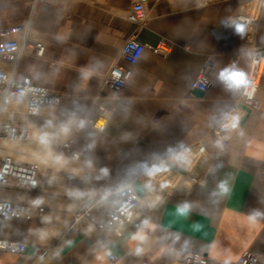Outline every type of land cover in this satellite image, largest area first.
Masks as SVG:
<instances>
[{
    "label": "crops",
    "instance_id": "crops-1",
    "mask_svg": "<svg viewBox=\"0 0 264 264\" xmlns=\"http://www.w3.org/2000/svg\"><path fill=\"white\" fill-rule=\"evenodd\" d=\"M252 1L147 0L151 19L138 30L124 17L131 0H39L33 27L46 41L44 55L25 56L18 74L62 98L53 115L31 120L68 128L70 139L60 148L106 183H131L142 195L141 179L158 165L192 179L178 157L207 138L245 86H230L221 73L233 69L247 80L252 50L264 46V0L248 43L242 28L228 25ZM31 3L0 0V25L23 20ZM135 34L143 44L164 38L173 47L167 57L147 49L135 65L119 60L132 78L118 93L103 76ZM205 67L208 89H192ZM102 109L108 117L99 130L89 121ZM229 137L211 158L197 160L194 171L202 180L183 196H167L162 207L142 200L136 216L146 221L142 229L100 238L76 230L50 247L36 238L39 222L0 217V239L28 242L24 253L0 254V264H185L181 253L203 254L208 264H237L248 250L264 255V86L259 107Z\"/></svg>",
    "mask_w": 264,
    "mask_h": 264
},
{
    "label": "built area",
    "instance_id": "built-area-1",
    "mask_svg": "<svg viewBox=\"0 0 264 264\" xmlns=\"http://www.w3.org/2000/svg\"><path fill=\"white\" fill-rule=\"evenodd\" d=\"M259 1L262 4V0ZM131 2L132 5L124 17L129 22L134 23L137 29L140 30L151 19L147 8V0H131ZM38 3L39 0H32L31 9L23 20L0 25V112L12 102H25L26 117L28 119H34L44 114V109L47 107L56 108L62 98V94L59 91L50 89L33 78L23 77L18 74L22 59L25 56L43 58L44 55L46 41L33 27ZM241 17L238 20H241ZM258 17L254 19V22ZM228 25L237 27L234 25L232 18L228 21ZM172 47L173 44L164 38L160 39L156 45H148L139 42L137 34L129 37L123 43L117 59L103 76L105 84L118 93L122 92L132 78V71L130 68L121 65L119 60H124L129 65H135L142 53L147 49L154 54L167 57ZM263 76L264 46L252 50L249 73L241 97L234 102L230 112L209 129L212 136L219 140L218 151L230 143L227 133L232 128L242 125L248 114L259 107V91L263 84ZM209 85L210 80L207 75V67H205L196 75L191 88L205 92ZM107 117V112L102 109L98 119L90 120L89 123L99 130H104ZM18 120L19 115L15 113L12 120L0 121V137L12 139L27 138L28 129L16 124ZM191 149L194 153V169L198 159L209 158L206 156L208 146L205 142L200 141L192 145ZM177 161L180 163L179 157ZM166 169L169 168L158 165L150 173ZM169 170L172 171L171 169ZM192 174V179H194L195 175L194 173ZM40 183L39 172L35 166L18 163L9 158L0 161V187L15 184L20 188L35 189ZM141 185L143 187L142 182ZM105 195L115 196L117 203L105 213L102 221L95 217L92 210L89 211V216L96 225L102 226L105 224L113 227L116 237L122 235L128 229L139 230L144 228L146 221L136 218L140 203L142 200L144 201V196L133 184H122L109 178ZM45 211L44 207L33 203L0 199V217L2 218L31 220L41 216ZM26 249V243L0 239V254L9 252L21 254ZM180 257L185 264H208V259L203 254L181 253ZM110 259L115 260L113 254L110 255ZM237 264H264V255L248 250L239 258Z\"/></svg>",
    "mask_w": 264,
    "mask_h": 264
},
{
    "label": "bare ground",
    "instance_id": "bare-ground-1",
    "mask_svg": "<svg viewBox=\"0 0 264 264\" xmlns=\"http://www.w3.org/2000/svg\"><path fill=\"white\" fill-rule=\"evenodd\" d=\"M260 8V1L256 0L251 8L246 11L240 9L232 17L234 25L242 28L245 32L244 45L248 43L254 34L255 27H257L254 24V19L259 16ZM240 16H242V19L238 20ZM263 86L264 76L259 93H261ZM55 109V107H47L44 109V114L47 113L51 116L55 113ZM15 113L19 115L16 124L26 127L28 136L24 139L0 137V161L9 158L18 163L35 166L39 172L40 187L47 185V181L41 180L42 177L56 175L58 178L56 177V179L54 176L51 178L55 182L53 181L54 185L49 190L20 188L15 184L0 187V199L12 202L21 200L33 204L48 205L49 209L46 207L47 210L41 216L26 221L40 223L36 238L40 243L50 247L56 246L74 231V220L79 223L81 231L94 237L100 238L103 235H112L113 237L116 235L113 227L105 224L98 226L89 216V211L92 210L95 216L102 221L116 198L115 196H106L105 190L103 192L104 183L91 178L87 172L90 170L99 171L88 164L80 162L76 157L69 158L59 151V148L70 139L71 131L54 123L36 122L28 119L26 117L25 102H12L9 104L7 108L0 112V121L12 120ZM239 128L240 125L232 128L227 133V137L230 139L229 136L237 132ZM205 140L203 142L208 146L206 156L211 158L218 151L219 140L212 136L210 130ZM193 155L194 153L190 147L179 156V160L187 171L194 173V179H187L182 173L172 172L169 169L146 174L155 179L153 182L142 180L146 178V175L141 179L142 184L144 183L142 195L145 200L148 201L151 198L162 207L167 196L157 190V185L168 186L169 191L172 192V194L169 192L171 195L183 196L192 183L200 182L202 180L201 176L193 169ZM106 184L108 185V181ZM59 203L62 205H59ZM139 213L137 216H140Z\"/></svg>",
    "mask_w": 264,
    "mask_h": 264
},
{
    "label": "rangeland",
    "instance_id": "rangeland-1",
    "mask_svg": "<svg viewBox=\"0 0 264 264\" xmlns=\"http://www.w3.org/2000/svg\"><path fill=\"white\" fill-rule=\"evenodd\" d=\"M253 2V1H252ZM256 2V0L253 2V3H255ZM253 3L251 4V5H248V6H246V7H244V8H242V9H249V8H251V6L253 5ZM51 110V109H50ZM48 111V110H47ZM35 119H39V118H35ZM199 141H201V140H199ZM206 142H207V140H205ZM59 151L62 153V154H64L65 156H67V157H69V158H72L73 156H70V155H68V154H65V151L62 149V148H59ZM1 159V158H0ZM88 172V175L91 177V178H94V179H96V180H98V181H101V182H103L104 183V189H103V192H104V190L106 189V187H107V184H106V180H107V178H105L101 173H99V172H96V171H93V170H90V171H87ZM160 172V171H159ZM158 172V173H159ZM157 173V174H158ZM53 176L54 175H48V176H44V177H42L41 178V180L42 181H47V185L46 186H37L36 188H38V190H49V189H51L52 187H53V183L55 182V180L54 179H51V178H53ZM70 176H73V175H70ZM48 177V178H47ZM58 178V176H54V178ZM56 178V179H57ZM154 177H149V175H146V178H144V179H142V180H145V181H149V182H153L154 181ZM54 181V182H53ZM144 184V183H143ZM42 188V189H41ZM157 190H159L161 193H163V195L164 196H173V195H171L172 194V192L171 191H169V187L168 186H163V185H157ZM171 194H170V193ZM170 194V195H169ZM178 198V197H177ZM17 202H26V201H21V200H18ZM27 203H32V202H27ZM115 204H116V198H115V201H114V203H113V205H112V207L111 208H113L114 206H115ZM36 205H42V206H44L45 208L46 207H48V205H44V204H36ZM59 205H62L61 203H59ZM98 206V205H97ZM98 207H100V206H98ZM47 210V209H46ZM139 212V211H138ZM96 218H97V216H95ZM138 217V216H137ZM98 219V218H97ZM99 221H101L100 219H98ZM75 222V223H74ZM73 223L75 224V227H74V231H76L77 229H80V230H77V232H79V231H81V228H80V225H79V223H77V221L75 220V221H73ZM25 242V241H24ZM26 243H28V242H26ZM29 244H31L32 246H33V248H35V244H33V243H29ZM41 249V248H40Z\"/></svg>",
    "mask_w": 264,
    "mask_h": 264
},
{
    "label": "clouds",
    "instance_id": "clouds-1",
    "mask_svg": "<svg viewBox=\"0 0 264 264\" xmlns=\"http://www.w3.org/2000/svg\"><path fill=\"white\" fill-rule=\"evenodd\" d=\"M221 79L229 82L232 87H240L246 84V79L243 72L234 71L233 69H226L221 73Z\"/></svg>",
    "mask_w": 264,
    "mask_h": 264
}]
</instances>
